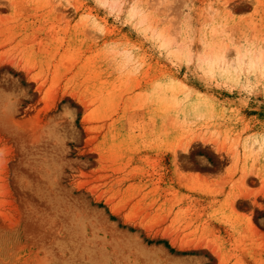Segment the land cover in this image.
I'll return each mask as SVG.
<instances>
[{
  "label": "rangeland",
  "instance_id": "374dc122",
  "mask_svg": "<svg viewBox=\"0 0 264 264\" xmlns=\"http://www.w3.org/2000/svg\"><path fill=\"white\" fill-rule=\"evenodd\" d=\"M0 264H264V0H0Z\"/></svg>",
  "mask_w": 264,
  "mask_h": 264
}]
</instances>
